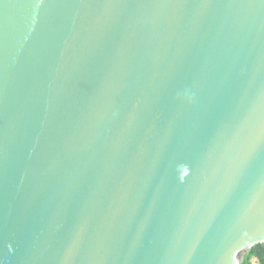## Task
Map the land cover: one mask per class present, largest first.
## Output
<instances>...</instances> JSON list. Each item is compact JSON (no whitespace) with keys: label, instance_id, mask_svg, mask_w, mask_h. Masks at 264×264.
<instances>
[{"label":"water","instance_id":"obj_1","mask_svg":"<svg viewBox=\"0 0 264 264\" xmlns=\"http://www.w3.org/2000/svg\"><path fill=\"white\" fill-rule=\"evenodd\" d=\"M257 244L264 0H0V264Z\"/></svg>","mask_w":264,"mask_h":264},{"label":"trees","instance_id":"obj_2","mask_svg":"<svg viewBox=\"0 0 264 264\" xmlns=\"http://www.w3.org/2000/svg\"><path fill=\"white\" fill-rule=\"evenodd\" d=\"M252 257L256 259L257 264H264V244H257L247 251L241 264H252Z\"/></svg>","mask_w":264,"mask_h":264},{"label":"rangeland","instance_id":"obj_3","mask_svg":"<svg viewBox=\"0 0 264 264\" xmlns=\"http://www.w3.org/2000/svg\"><path fill=\"white\" fill-rule=\"evenodd\" d=\"M251 261H252V264H257V261L254 257H252Z\"/></svg>","mask_w":264,"mask_h":264}]
</instances>
